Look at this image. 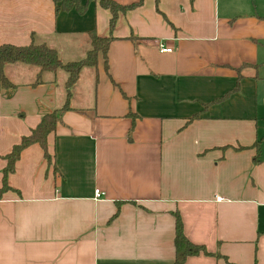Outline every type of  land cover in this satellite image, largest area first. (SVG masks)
I'll return each instance as SVG.
<instances>
[{
	"label": "crops",
	"instance_id": "obj_1",
	"mask_svg": "<svg viewBox=\"0 0 264 264\" xmlns=\"http://www.w3.org/2000/svg\"><path fill=\"white\" fill-rule=\"evenodd\" d=\"M77 1L83 12L0 0V45L44 44L68 63L93 32L113 38L70 92L64 70L37 82V67H4L0 191L14 146L70 109L50 162L33 144L7 176L0 264H174L177 216L207 252L183 264H264V0H114L113 27L98 0Z\"/></svg>",
	"mask_w": 264,
	"mask_h": 264
},
{
	"label": "trees",
	"instance_id": "obj_2",
	"mask_svg": "<svg viewBox=\"0 0 264 264\" xmlns=\"http://www.w3.org/2000/svg\"><path fill=\"white\" fill-rule=\"evenodd\" d=\"M91 1V0H89ZM99 4L109 9L112 13L111 26L113 27L117 15L120 11L125 10L124 7L117 4L114 0H98ZM56 4H60L62 9H70L73 4L76 5V9L79 12H83L86 5L80 6L77 0H54ZM91 39V49L87 52L84 59L63 63L59 58L55 49H52L44 44H30L29 46H13V45H0V86L3 89L12 88L15 85L12 84L4 75V67L9 64H27L39 69L38 80L41 82V76L44 72H57L58 70H64L68 77L66 81L67 92H70L71 88L78 81L81 71L85 67H94L97 65L98 56L101 53L106 61L107 52L112 42L113 38H100L94 32L90 35ZM68 99L62 108L55 110L53 113L45 115L38 126L31 131V133L23 137L21 142L14 146L13 151L6 156L7 166L4 169V180L2 190L8 189L7 186V176L9 173L14 171L15 163L19 159L23 150L28 148L33 144H39L44 150V156L48 162H50L51 157L47 151V138L51 134L58 122L61 119L62 114L69 110ZM260 142L258 141L257 146V157L260 153ZM175 252L176 260L174 264H183V262L190 256H196L201 253H207L205 248L200 245L193 244L188 240L183 232L182 222L180 217L177 216L176 219V236H175Z\"/></svg>",
	"mask_w": 264,
	"mask_h": 264
},
{
	"label": "built area",
	"instance_id": "obj_3",
	"mask_svg": "<svg viewBox=\"0 0 264 264\" xmlns=\"http://www.w3.org/2000/svg\"><path fill=\"white\" fill-rule=\"evenodd\" d=\"M157 48L161 53H172L174 49L172 47L167 46L164 42H159L157 44ZM103 196L102 191L96 190L95 191V199H100Z\"/></svg>",
	"mask_w": 264,
	"mask_h": 264
}]
</instances>
